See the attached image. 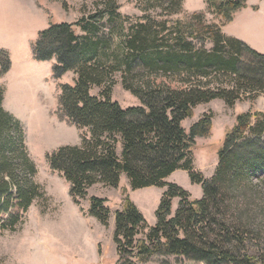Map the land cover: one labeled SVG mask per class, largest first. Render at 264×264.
<instances>
[{"label": "trees", "instance_id": "trees-1", "mask_svg": "<svg viewBox=\"0 0 264 264\" xmlns=\"http://www.w3.org/2000/svg\"><path fill=\"white\" fill-rule=\"evenodd\" d=\"M130 1L145 15L128 29L124 22L130 19L117 0H104L95 15L76 23H51L33 43L34 59H56V78L76 73L74 84L60 86V110L71 123L89 130L81 134L80 144L47 154L51 169L70 183L76 204L98 183L117 187L123 174L132 190L166 187L153 225L124 189L113 235L120 264L156 255L204 264H264V112L236 116L211 178L195 169L193 152L197 137L209 135L212 115L202 116L189 130L183 125L200 104L220 98L233 106L243 95L264 92V54L222 30L248 0H207L222 24L209 22L205 12L185 14L184 0ZM151 8L167 16L158 20L148 13ZM79 27L84 34L77 33ZM196 41L213 46L198 47ZM11 65L9 52L0 49V75ZM118 72L140 105L125 108L113 99ZM95 88H100L98 94ZM5 92L0 85V233L18 231L34 202L46 198L35 179L38 168L23 125L3 105ZM179 169L203 186L201 198L166 180ZM175 198L179 205L174 211ZM89 200L88 215L108 225L107 198Z\"/></svg>", "mask_w": 264, "mask_h": 264}, {"label": "rangeland", "instance_id": "rangeland-1", "mask_svg": "<svg viewBox=\"0 0 264 264\" xmlns=\"http://www.w3.org/2000/svg\"><path fill=\"white\" fill-rule=\"evenodd\" d=\"M103 2L104 0H4L0 4V27L7 31L0 32V49L7 50L12 61L11 69L0 75V85L6 90L7 86H11L3 105L8 111L12 110L10 112L21 121L29 154L38 168L35 179L46 191V198L34 202L26 215L25 223L18 231L0 233V264H120L113 235L115 213L122 208L126 196L124 189H127L131 200L150 224L157 221L156 211L166 187L150 186L132 190L128 178L123 174L117 187L98 183L89 189L88 195L81 199L80 204H76L70 195V183L61 173L51 169L47 159L48 153L62 145L80 144L81 134L89 130L71 123L60 110V86L74 84L76 73L69 71L60 78L49 77L47 81L50 65L48 61L35 63L38 60L34 59L33 43L39 33L51 23H76L82 18L95 15L104 6ZM117 2L120 4V12L130 19L124 22L126 29L145 15L134 1ZM248 4V8L237 14L234 22L223 25L222 30L226 35L239 38L264 54V0H248ZM183 6L185 14L205 12L209 22L222 24L209 11L207 0H184ZM148 13L158 20L167 16L160 8H151ZM173 18H182V15ZM106 22L104 20L103 23ZM77 33L84 34L80 27ZM3 43L9 47L2 46ZM196 44L198 47L204 44L208 49L213 46L211 41H196ZM173 85L178 83L173 82ZM99 91L100 88H95L93 93L98 94ZM113 99L125 108L140 105V100L124 87L121 72L115 76ZM245 111L264 112V92H256L253 96L243 95L233 106L227 105L220 98L200 104L195 108L194 116L183 121V125L189 130L202 116L212 115L209 135L197 137V146L193 152L195 169L206 178L215 174L219 162L218 150L226 132L234 125L236 116ZM67 124L74 127L68 128ZM166 180L189 191L192 198H201L204 194L203 186L192 182L186 170H176ZM255 182L260 183L257 178ZM91 196L107 198L111 209L108 225H103L95 217L88 215ZM178 205L179 199L175 198L174 211ZM261 241L264 244V232ZM137 264L204 263L186 257L156 255Z\"/></svg>", "mask_w": 264, "mask_h": 264}, {"label": "crops", "instance_id": "crops-1", "mask_svg": "<svg viewBox=\"0 0 264 264\" xmlns=\"http://www.w3.org/2000/svg\"><path fill=\"white\" fill-rule=\"evenodd\" d=\"M2 2H4V0H0V4L2 3ZM248 6H249V4H247V7L246 8H248ZM258 8H260L259 6H257ZM246 8H244V9H242V10H240V11H238L236 14H235V17H234V20H233V22L236 20V17H237V14H239V13H241L243 10H245ZM255 9H256V6H255ZM224 27V26H223ZM4 31H5V29L4 28H1L0 27V32H2V33H4ZM5 33H7V31H5ZM2 46H7V47H9V45H5V43H3L2 44ZM30 61H32L33 62V60H30ZM35 63H42V62H39V61H35ZM47 63H49V65H50V69H48V73H47V78H46V80L48 81V78L49 77H52V76H54V73H53V67H54V64L56 63V61L55 60H52V61H48ZM9 74H11L10 72H9ZM23 76H25V75H21V77H23ZM27 77V76H26ZM54 80V79H53ZM47 81H46V84H47ZM55 81V80H54ZM10 90H11V86H7V90H6V93H5V98H4V102L6 103V101H7V98H8V96H9V93H10ZM26 100V99H25ZM9 109V108H8ZM10 110V109H9ZM11 112H12V110H10ZM14 112V111H13ZM66 124V123H65ZM65 126V125H64ZM67 127L68 128H72V127H74L73 125H71V124H67ZM79 130V129H78ZM78 132H80V131H78ZM80 142H81V140H80ZM79 144V143H78ZM92 218H94L93 216H91Z\"/></svg>", "mask_w": 264, "mask_h": 264}]
</instances>
